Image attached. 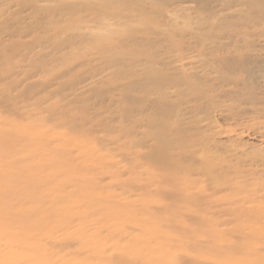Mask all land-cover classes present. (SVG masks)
<instances>
[{
	"label": "rangeland",
	"instance_id": "obj_1",
	"mask_svg": "<svg viewBox=\"0 0 264 264\" xmlns=\"http://www.w3.org/2000/svg\"><path fill=\"white\" fill-rule=\"evenodd\" d=\"M244 1L0 0V264H264V240L245 237L264 225L237 231L225 176L237 154L264 160L248 128L264 108V18ZM134 28L156 50L119 77L99 45Z\"/></svg>",
	"mask_w": 264,
	"mask_h": 264
},
{
	"label": "bare ground",
	"instance_id": "obj_2",
	"mask_svg": "<svg viewBox=\"0 0 264 264\" xmlns=\"http://www.w3.org/2000/svg\"><path fill=\"white\" fill-rule=\"evenodd\" d=\"M163 1H171V0H158V2H163ZM183 1H187V0H182ZM191 1H198V0H191ZM117 5V4H116ZM244 5H246L251 11L249 12V15L252 16L255 18V17H263L264 18V9L263 10H258L257 9V6L259 7L260 5L264 7V4H261L260 0H248V1H244ZM112 6L115 7V5H111L110 7L112 8ZM118 6V5H117ZM135 8V7H134ZM247 8V9H248ZM248 9V10H249ZM127 10V9H126ZM131 10V9H129ZM139 10V11H138ZM70 11L71 13L72 12H76V8H71L70 7ZM135 12H142V13H145L143 12L144 10L143 9H138V8H135L134 9ZM133 11V12H134ZM255 11V12H253ZM247 12V11H246ZM116 15L115 13H111V12H106L105 17L106 16H110V15ZM248 15V14H247ZM113 17V16H112ZM131 17V16H130ZM258 18V19H259ZM250 19V17H249ZM250 21V20H249ZM254 21V20H253ZM251 21V22H253ZM262 23V22H261ZM255 23H253L254 25ZM251 28V27H250ZM4 31L5 30H0V37H3L4 35ZM144 31V30H143ZM142 30H137V29H131V30H125V32H122V36H124L123 38H121L120 36H116L113 40L112 43H108V44H100L99 46V52L101 53V55L103 57H111V61L110 60H107V61H110L114 66L116 65V68H117V71H118V76L119 77H123V73L122 71L120 70L121 69V66L122 63H126V64H129L131 66L132 69H134L136 66L135 65H139V59L138 56L140 54H145V53H148V51H152V50H156L154 47L155 45L153 40L151 39L150 35H151V32L149 31H146V32H143ZM156 31V30H155ZM247 33V32H246ZM249 33V32H248ZM253 33V32H252ZM264 33V32H263ZM224 36V35H223ZM110 37V35H109ZM155 37V36H154ZM231 37V36H230ZM153 38V37H152ZM164 38V37H163ZM162 38V39H163ZM208 36H204V39H202L203 41L207 40ZM1 39V38H0ZM109 39V38H108ZM165 39V38H164ZM105 41V40H104ZM156 41V40H155ZM241 41V40H240ZM160 42V46H165V40H159ZM202 43V42H201ZM219 43V42H218ZM244 43V42H243ZM202 45V44H201ZM245 45V44H244ZM169 46V45H168ZM158 47V46H157ZM209 48V47H208ZM208 48L206 46H202L201 47V50L200 52H207L208 51ZM5 49V48H4ZM217 49H219L220 51H222L223 53H226V52H229L227 51V48L226 46H220L218 47ZM215 48H213V50H210V53L214 54L217 53L219 50H217ZM8 50V49H7ZM177 51V50H176ZM208 53V52H207ZM264 53V52H263ZM133 55V56H132ZM146 55V54H145ZM151 57H149L148 59H146V62L150 65V67L152 65H154L155 63H157V59H154V54H150ZM149 55V56H150ZM135 56V57H134ZM199 56V55H198ZM228 56V55H227ZM232 56V55H231ZM157 57V55H156ZM220 57V56H219ZM244 57V56H243ZM246 57V56H245ZM249 57V55H248ZM240 61H239V66L237 67V69L239 71L238 72H241V74H244V72H250V69L248 68V65L250 64H253L254 61L253 59H251V61L248 60V58L246 57L245 59L244 58H239ZM257 59V58H256ZM236 60V59H235ZM233 60V61H235ZM248 60V61H246ZM230 61H231V57H230ZM244 61V62H243ZM232 62V61H231ZM228 61V58L224 59L221 63L222 65L224 64V66H226V63H231ZM236 62V61H235ZM256 62V61H255ZM158 63H161V64H164L165 61H159ZM238 63V61H237ZM244 63V64H243ZM231 65V64H230ZM123 66V65H122ZM120 67V68H119ZM152 68V67H151ZM135 70V69H134ZM249 70V71H248ZM255 70V69H254ZM136 71V70H135ZM214 71V70H213ZM230 71V70H229ZM226 72V71H225ZM224 72V73H225ZM150 74H155V76L157 75L158 76V81H157V84H162V83H165V76H163V73L162 72H154V70L151 72H149ZM239 74V73H238ZM253 74V73H252ZM252 74H250L251 76L249 77L248 75L249 74H246L247 78L249 77V81L246 80L244 82V84H248L251 80L250 78H252ZM146 76V75H145ZM156 76V77H157ZM129 77L128 75H124V78H127ZM140 76L137 75V73H134V75H132L131 78H134L136 80V78L138 79ZM147 78V77H145ZM151 78V77H150ZM232 78V82H238V76H233L231 77ZM153 79H155L154 77H152V79L150 81H153ZM227 79V78H226ZM241 79V78H240ZM239 79V80H240ZM246 79V78H245ZM134 80V81H135ZM157 80V79H156ZM155 80V81H156ZM231 80V79H230ZM243 80V79H242ZM136 82H134L135 84ZM249 91H251L252 87H250L249 85ZM248 91V92H249ZM164 98V97H163ZM253 93H249L247 94L246 96H242L241 98L240 97H237V98H233L232 99V102L231 104L227 105V108L228 110H233L235 108H238L243 102L245 101H252L253 100ZM140 106H142L143 104L142 103H139ZM179 105V104H178ZM214 105V104H213ZM216 107V106H215ZM196 108L199 109V110H204V109H207L204 107V105H202L201 103H199L198 105H196ZM167 110V109H166ZM177 113V112H176ZM178 115L179 112L177 113ZM248 114H250V120L252 121L251 125H249L248 128L252 129V128H256V127H260L263 132L261 131V135L264 137V108L263 107H260L259 108H255V109H252L251 111H248ZM166 115V114H165ZM177 117V115H176ZM162 122L164 123L165 122V119H163V121H161L160 124H162ZM163 125V124H162ZM162 125H160L162 127ZM161 127H158L157 128V133H158V136H159V139H160V143H161V146L165 145V130H164V133H161ZM16 134V133H15ZM47 147V146H46ZM44 148V147H43ZM50 149V148H49ZM12 152V151H11ZM6 155V154H5ZM3 157V156H2ZM94 158V157H93ZM6 159V158H5ZM14 159V158H13ZM4 160V159H3ZM7 160V159H6ZM235 160V159H234ZM9 161V159H8ZM39 162V161H38ZM45 162V161H44ZM246 162L249 164L250 163V166L251 167H248V169H243L242 167L246 164ZM7 163V162H6ZM12 164V163H10ZM19 165V164H18ZM51 166V165H50ZM14 167V166H13ZM228 168H230L228 170V173L227 171L225 172V174H228V175H225L227 176L226 177V181L227 183H229V186L231 188L234 189L233 191V194L231 195V198L229 199V205L231 206V208H229V210L231 211L232 215H234V217L236 216L237 220L241 222V225L237 231L239 232H243L245 230V227H250L252 228L254 224H256V222H259V223H262L264 225V160H262L261 162L255 158H251L250 160H247L246 157H244V154H237L236 155V164L235 165H229V166H226ZM262 168V169H260ZM15 169V167H14ZM17 169V168H16ZM21 169V168H20ZM35 169V168H34ZM18 170V169H17ZM58 169H56L57 171ZM19 171V170H18ZM9 173V172H8ZM27 173V171H26ZM7 174V173H5ZM3 175V174H2ZM29 176V175H28ZM21 177V176H20ZM20 177H19V180H20ZM24 177V176H23ZM31 177V176H30ZM249 178H252L253 180L256 181V185H257V188H250L251 187V184L247 183ZM30 179V178H29ZM36 179V178H35ZM237 180V179H242V182L243 184L241 186H237V185H230V183H233L232 181L234 180ZM26 180V179H25ZM38 180V179H37ZM251 180V179H250ZM17 182V181H16ZM41 182V181H40ZM59 182V181H58ZM36 183V182H35ZM51 183V182H50ZM49 183V184H50ZM65 183V182H64ZM219 181H216V184H215V187L217 186V188L220 187V185L222 183H220ZM226 183V182H225ZM37 184V183H36ZM61 183L59 182V185ZM20 185V184H19ZM22 186V185H21ZM27 186V185H26ZM39 186V185H38ZM37 186V187H38ZM107 186V185H106ZM227 186V187H229ZM247 187V188H246ZM52 189V188H51ZM246 189V190H245ZM244 191H247L244 195L242 196L241 194L244 192ZM14 193V192H13ZM17 193V192H16ZM18 194V193H17ZM52 194V193H50ZM57 194V193H56ZM52 196V195H51ZM22 197V195H21ZM60 196H58L59 198ZM56 198V199H58ZM23 199V198H22ZM212 199V198H211ZM19 200V199H18ZM187 200V199H186ZM27 201V200H26ZM58 201V200H57ZM211 201V200H210ZM1 202V201H0ZM17 202V200H16ZM59 202V201H58ZM10 208V207H9ZM34 209V208H33ZM52 209V208H51ZM2 211V210H1ZM46 211V210H45ZM4 212V211H3ZM216 212V211H215ZM230 213V212H229ZM1 214V212H0ZM3 214V213H2ZM195 215V214H194ZM212 215V214H211ZM214 215V214H213ZM4 216V214H3ZM2 216V217H3ZM1 217V216H0ZM10 217V216H9ZM15 217V216H14ZM18 217V216H17ZM11 218V217H10ZM2 219V218H1ZM13 219H16V218H13ZM42 219V218H41ZM245 222H244V221ZM8 222V221H7ZM20 222V221H19ZM218 222V221H217ZM10 223V222H8ZM239 223V222H238ZM249 223H253V224H250ZM216 226V225H215ZM55 227V226H54ZM256 231V229H255ZM238 233V232H237ZM41 234V233H40ZM47 234V233H46ZM229 234V233H228ZM246 234V233H245ZM252 236H250V234H246L245 237L246 239H256V238H259V239H262L264 240V231H261L259 233H252ZM43 235V234H42ZM225 235V234H224ZM230 235V234H229ZM47 236V235H46ZM219 237V236H218ZM238 237V236H237ZM243 239V237H242ZM226 242V241H225ZM221 245V244H220ZM28 259V258H27Z\"/></svg>",
	"mask_w": 264,
	"mask_h": 264
}]
</instances>
